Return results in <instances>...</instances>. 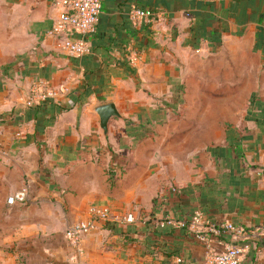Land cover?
I'll return each instance as SVG.
<instances>
[{
    "label": "crops",
    "instance_id": "obj_1",
    "mask_svg": "<svg viewBox=\"0 0 264 264\" xmlns=\"http://www.w3.org/2000/svg\"><path fill=\"white\" fill-rule=\"evenodd\" d=\"M100 2L89 52L70 56L48 33L60 0H0V264H204L234 243L211 230L227 222L239 264H264V0ZM138 8L156 17L131 24ZM107 102L120 117L103 135ZM95 205L138 221L76 249L64 230Z\"/></svg>",
    "mask_w": 264,
    "mask_h": 264
},
{
    "label": "built area",
    "instance_id": "obj_2",
    "mask_svg": "<svg viewBox=\"0 0 264 264\" xmlns=\"http://www.w3.org/2000/svg\"><path fill=\"white\" fill-rule=\"evenodd\" d=\"M60 11L52 21L49 35L62 40L63 50L70 56H82L89 52L91 47V36L95 33L98 22L101 2L100 0H60ZM156 12L148 9H134L127 13L128 19L134 24L150 23L156 17ZM33 91L37 93V100L48 98L49 92L43 93L39 85H34ZM28 198L27 188L19 189L9 195L6 199L8 204L24 203ZM199 214L193 216L194 222L199 221ZM137 221L133 213L128 212L121 218L112 215L109 207L92 206L89 215L85 219H79L68 225L64 230V237L76 249H79L81 238L96 231L101 225L108 222L120 224H133ZM171 224L172 221H168ZM216 234L227 233L234 243L227 244L222 250L207 251L204 264H239L243 255V247L235 242L242 236L241 229L232 223H225L211 229ZM195 237L206 240V232L199 231Z\"/></svg>",
    "mask_w": 264,
    "mask_h": 264
},
{
    "label": "water",
    "instance_id": "obj_3",
    "mask_svg": "<svg viewBox=\"0 0 264 264\" xmlns=\"http://www.w3.org/2000/svg\"><path fill=\"white\" fill-rule=\"evenodd\" d=\"M95 112L98 116L99 127L103 135H106L108 132L109 120L113 117H120V113L113 102H107L97 106Z\"/></svg>",
    "mask_w": 264,
    "mask_h": 264
},
{
    "label": "rangeland",
    "instance_id": "obj_4",
    "mask_svg": "<svg viewBox=\"0 0 264 264\" xmlns=\"http://www.w3.org/2000/svg\"><path fill=\"white\" fill-rule=\"evenodd\" d=\"M197 67L201 69L200 71L215 72V73L217 72V68H218V66L201 65V64L197 65ZM226 69L229 71V69L232 70L233 68L226 66ZM226 115H227V120H235L236 116H238L237 113H228ZM206 116H208V118L210 119V124L212 126L211 128H217L215 126H217V124L222 120V118L219 117V114H206ZM0 246H2L3 248H7V249L12 248L11 245H9V241H3V242L0 241Z\"/></svg>",
    "mask_w": 264,
    "mask_h": 264
},
{
    "label": "trees",
    "instance_id": "obj_5",
    "mask_svg": "<svg viewBox=\"0 0 264 264\" xmlns=\"http://www.w3.org/2000/svg\"><path fill=\"white\" fill-rule=\"evenodd\" d=\"M144 9H147V8H144ZM148 10H152V11H155V10H153V9H148ZM129 12V11H128ZM128 17V16H127ZM130 23L132 24V22L130 21ZM140 24H142V23H140ZM97 25V24H96ZM134 25V24H133ZM96 30V29H95ZM90 41H91V38H90ZM91 46H92V44H91ZM91 48V47H90ZM138 221V220H137ZM137 221L135 222V223H133V224H120V223H117V222H108V223H106V224H104V225H101V226H103V227H105V226H107V225H134V224H136L137 223Z\"/></svg>",
    "mask_w": 264,
    "mask_h": 264
}]
</instances>
